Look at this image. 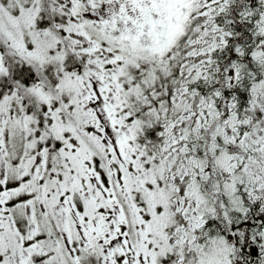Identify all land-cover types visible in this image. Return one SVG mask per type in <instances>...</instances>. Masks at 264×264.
Instances as JSON below:
<instances>
[{"label":"snow or ice","instance_id":"1","mask_svg":"<svg viewBox=\"0 0 264 264\" xmlns=\"http://www.w3.org/2000/svg\"><path fill=\"white\" fill-rule=\"evenodd\" d=\"M0 264H264V0H0Z\"/></svg>","mask_w":264,"mask_h":264}]
</instances>
